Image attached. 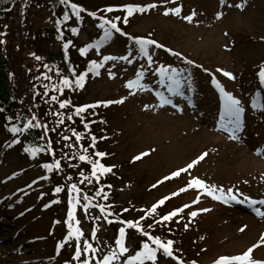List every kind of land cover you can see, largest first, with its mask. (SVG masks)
<instances>
[{
	"label": "rangeland",
	"instance_id": "rangeland-1",
	"mask_svg": "<svg viewBox=\"0 0 264 264\" xmlns=\"http://www.w3.org/2000/svg\"><path fill=\"white\" fill-rule=\"evenodd\" d=\"M101 2L103 5L150 4L148 9L128 20L127 32L135 36L150 35L171 48L172 56L158 47L150 53L156 65L166 67L169 75L178 72L173 95H170L155 85L154 67L144 63L143 58H134V50L129 53L127 40L116 38L101 50L100 54L108 56V60L104 62L100 78L89 82L85 101L113 102L105 116L100 117L108 119L102 129H107L109 139L101 148L110 153H107L106 162L115 167L113 173L120 175L114 187V204L121 208L134 199L138 205L148 206L179 189L189 178H198L209 185V191L205 189L203 193L217 198L202 200L200 207L206 211L198 217L193 214L189 222V216L177 214V219H165L171 226L155 224L149 230L152 228L161 238H172L183 260L211 264L230 259L229 264H243L239 257H246L244 253L248 249L264 244V207L257 206L255 212L249 213L231 209L226 204L232 205L233 198L249 204L252 201L264 204V108L254 103L264 64V43L261 42L264 38V0ZM49 16L46 11L36 9L26 13V29L32 33L30 38H24L27 48L36 42L33 37L39 36L37 33L48 25ZM91 33V27L87 26L81 30L77 42H88ZM5 48L12 61L7 41ZM22 55L24 57L17 56L16 60L36 63L29 59L31 54ZM186 60L195 61L201 69ZM203 70L216 74L225 96L236 103L237 116L241 119L235 120L243 127V134L228 138L223 129L226 121L217 114L216 94ZM135 78H141L139 83L133 81L137 88L129 86L130 80ZM22 93L21 90L23 97ZM260 95L264 97V93ZM118 99L123 102L116 103ZM161 99L167 105L160 104ZM22 107L29 118L32 117L31 108ZM12 136L3 131L0 122V179L9 172L18 171L12 181L0 187V197L29 183L35 190L14 198L17 199L16 209L0 215V264H59L55 262L54 242L48 238V231L53 228L57 237L63 235V217L68 207L66 195L56 196L46 188V181L37 182L43 175L40 164L24 156L20 147H10L8 141ZM92 151L96 152L93 148ZM202 151L206 156L194 164ZM138 155L142 159L130 164L129 160ZM164 176L167 179L152 188L154 181ZM217 186L219 190L215 189ZM43 193L47 199L41 201L39 194ZM196 198L194 190H186L172 198L163 210L179 205L184 210L193 209ZM53 218L62 224H54ZM78 218L82 229L91 228L80 209ZM167 227L172 233L162 232ZM178 232L179 235L173 237V233ZM112 235L113 231L103 223L91 243L103 246ZM89 244L87 238L82 240V247ZM124 247L129 254L138 255L136 264L152 263L140 257L141 247L131 234ZM92 253L95 254L92 258L97 257L96 250H89L87 260L89 264H97L91 258ZM80 259L82 264L87 261L82 251ZM155 260V264H182L161 252L156 254ZM245 264H264V247L248 256Z\"/></svg>",
	"mask_w": 264,
	"mask_h": 264
},
{
	"label": "trees",
	"instance_id": "trees-1",
	"mask_svg": "<svg viewBox=\"0 0 264 264\" xmlns=\"http://www.w3.org/2000/svg\"><path fill=\"white\" fill-rule=\"evenodd\" d=\"M103 4L101 0H0V120L4 128L22 137L24 146L40 150L36 158L42 164H49L53 172L49 184L63 190V184L67 182L74 188L73 200H77L85 211L91 204L106 210L111 203L115 206L113 187L120 179L119 175L111 173L115 168L106 162L108 152L101 148L108 142L107 138L100 140L106 133L102 128L108 120L99 116L104 108L89 101L83 109L87 88L73 86L83 77L80 73L88 75L92 67H98V64L88 60L87 52L91 46H82L73 40L80 31L79 27L91 23L94 31L98 32L95 40L105 39L112 31L128 35V20L134 14L130 9L133 8L125 7V3ZM103 7H108V11H103ZM29 9L46 11L50 16L48 25L37 33L40 35L33 37L36 42L27 48L24 38L32 35L25 22ZM25 32L27 35H24ZM6 41L10 52L17 56L27 55L32 50L37 66L30 60H16L17 56L12 53L11 61L4 51ZM35 67L39 70L44 67L46 74L38 77L40 71L34 72ZM86 76L83 78L88 79ZM64 78L68 81L65 87L69 89L63 88L65 102L60 104L62 96L58 102L51 97L57 95L52 86L61 85L60 81ZM88 83L86 81L85 85L88 86ZM22 106L31 108L34 119L29 118ZM65 112L66 119H63L61 114ZM91 147H94L95 153L90 150ZM101 167L108 168L105 175L96 172ZM84 184L89 193L83 194ZM134 204L138 202L129 200L123 210L127 208L126 212H131L130 207ZM115 211H118L117 208ZM74 225L75 221L69 222V233L78 238ZM70 258L69 255L59 261L66 262Z\"/></svg>",
	"mask_w": 264,
	"mask_h": 264
}]
</instances>
